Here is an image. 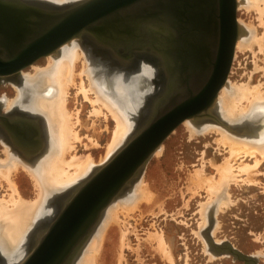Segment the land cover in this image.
<instances>
[{
    "label": "water",
    "instance_id": "water-1",
    "mask_svg": "<svg viewBox=\"0 0 264 264\" xmlns=\"http://www.w3.org/2000/svg\"><path fill=\"white\" fill-rule=\"evenodd\" d=\"M32 1L38 2L0 0V81L82 36L101 47H91L90 53L103 58L109 73L137 67L140 59L156 67L154 77L144 75V91H151L130 112L134 127L127 139L76 185L56 193L55 213L31 231L27 253L17 263L72 264L104 209L140 176L184 120L216 122L247 133L248 122L232 126L213 112L244 28L236 18L237 0H75L64 5ZM9 131L15 132L13 143L36 155L40 137L33 139L11 127ZM208 239L215 253L256 263L255 257L230 243Z\"/></svg>",
    "mask_w": 264,
    "mask_h": 264
},
{
    "label": "rangeland",
    "instance_id": "rangeland-1",
    "mask_svg": "<svg viewBox=\"0 0 264 264\" xmlns=\"http://www.w3.org/2000/svg\"><path fill=\"white\" fill-rule=\"evenodd\" d=\"M72 1L75 0H69L67 3ZM249 9L242 5H237L236 18L238 23L244 28L250 27L248 29L250 32L252 31L251 33L254 31L255 37L260 38L262 36L264 38V25L260 23V26L259 24L258 12L254 8ZM262 19H264V13ZM263 38L260 39L263 41L260 42V46L254 42L248 48L242 47L243 49H239L235 46L234 57L226 83L229 82L234 87L245 88L246 85L248 88L259 87L258 92L260 91L263 95ZM253 39L254 37H252ZM88 42L90 41L88 40ZM100 57L95 55L97 65L110 88L112 84L110 82V69L103 58ZM45 65V57H41L21 71L32 73L33 66L44 67ZM124 68L120 67L112 70V75L118 74V72H125L126 78L130 81V87L134 86L132 101L125 106L126 115L131 121L130 112L134 111L135 107L143 102L144 94L147 91L150 92L151 87L144 91L147 86L144 81V75L146 74H138V67ZM155 72L156 70L152 76H146L154 77ZM75 92L76 89L74 87L69 89V95H67L68 97L66 96L67 110L71 111V113L79 111L81 122H84L85 125H78L79 123L76 124L77 126L75 125L74 131L78 132L79 139L73 142V148L68 153L69 155L66 154V158L70 160L72 156L81 157L82 159L77 158L81 161L89 155L93 163L91 172L95 166L106 161L104 160L106 146L111 140L115 121L109 116L110 114H107L105 119L102 113L97 117H91L90 112L93 107L90 101H86L87 105L82 109L80 102L83 98L80 94L77 100L74 97ZM2 97L6 98V103L16 97V90L10 83L9 77L2 79L0 82V99ZM249 98L248 100H250ZM251 99L253 98L251 97ZM21 100V98L16 100L14 107L8 111L11 112L18 107L33 114L25 107V104L20 102ZM246 100H241L240 107L248 106L247 108H250V102ZM1 101L0 110L4 111L6 110V104L3 100ZM253 103L251 102V104ZM220 105L221 103L216 99L213 112L223 120L222 114H220L221 111H219L221 109ZM102 110L103 113H106L105 109ZM33 115L40 118L37 114ZM93 120L95 121L92 124ZM131 122L134 127V121L132 120ZM240 122H248V129H252L249 133H243L242 131L238 133L243 134V138L250 137L255 142H259L264 138V107H261V105L257 104L252 107L245 114L239 115L232 120L230 124L236 125V123ZM184 123L185 121L180 123L165 138L159 153L154 152L140 174L139 179H142V184L147 186L145 187L148 189L147 191L151 192L149 195H152V197L145 200L142 198L143 200L141 199V201L139 199L138 203L135 202L137 206L134 205L135 207L128 212L127 210L118 209L117 221L109 223L105 228L94 264H244V261L236 259L231 254L225 252L215 253L210 247L208 237L218 244L228 242L242 254L255 256V264H264V158L261 159V155L258 152L255 153L254 157L244 153L235 154L236 152H233L235 156H232L234 154L231 153L230 147L220 140V133H218L220 129L218 130L217 127H214L218 132L209 128L207 129L208 131H203L206 133L194 131L195 133L193 132L192 134V132H189V128L187 130V125ZM41 125H43L42 122ZM216 138H219V140L217 141ZM40 140H42V144L34 154H37L44 146L45 137H40ZM9 142L14 152L24 158V154L20 152L22 149L19 150L11 141ZM3 148L0 142V159L4 158ZM27 155L29 156V154ZM256 161L258 164H256ZM227 162L232 168V170L230 168L229 172H231L229 174L232 175L233 173L234 176L229 175L226 177L225 180L227 181L222 182V189H219V186V191L218 189L216 190L215 186L213 191L216 194H213L208 188L212 185L210 188L213 189V185L217 184V180L220 177L219 174H221L218 169L223 170L224 166H227ZM217 166L221 168H217ZM241 166L244 168H241ZM247 167L249 168L248 171L245 170ZM197 170L200 172H197ZM198 173L202 175L200 178ZM10 179L15 183L17 192L23 199L35 200L37 198L38 189L35 187L33 179L27 170L20 166L16 172L11 173ZM207 179H210L209 182H211L209 183ZM4 180L3 177L0 179V198L8 199L11 189L8 187L6 180ZM138 181L130 187L128 185L123 197L120 199L131 200L132 190ZM200 182L203 184L201 185ZM206 183L209 184L206 185ZM65 190L56 191L43 201L40 213L34 220L31 231L41 223L39 221L49 220L53 216L56 211L53 197L57 195V192ZM218 194L220 195L217 196ZM147 200L150 201L147 202ZM209 204L214 205L215 208L211 217L208 218L206 217L205 209ZM207 211H210V209ZM31 231L25 236L23 244L19 247L20 249L15 251L13 255L7 254L0 247V264L7 262L6 257L9 258L10 264L19 262L22 253L27 252V248H29L28 236ZM160 244H164L163 248L161 247L162 251L159 248ZM169 256L171 257L169 258Z\"/></svg>",
    "mask_w": 264,
    "mask_h": 264
},
{
    "label": "bare ground",
    "instance_id": "bare-ground-1",
    "mask_svg": "<svg viewBox=\"0 0 264 264\" xmlns=\"http://www.w3.org/2000/svg\"><path fill=\"white\" fill-rule=\"evenodd\" d=\"M30 1L38 2L32 0ZM45 1L53 4L55 3L57 5H63L69 0ZM241 2L242 0H238L237 5H242L247 9L254 8L259 14V24L261 23L264 25V19H262L264 13V0H244V2ZM248 28H244L243 33L238 38V41H236L237 43L235 46L239 49H243L242 47L248 48V46H251L253 42L260 46V42H263L260 40L263 38L262 36L260 38L255 37L256 34L254 31L251 33L252 31L250 32ZM252 37H254L253 40ZM88 40L91 43L88 42ZM95 46L96 45L92 42V40L86 36H82L81 38H73L72 40L68 41V43L65 42L64 44L60 45L54 52L44 56L46 61V65L44 67L33 66L32 73L19 71L18 73L9 77L10 83L16 90V97L7 101V103L5 102L6 98L2 97L0 101H4L6 104V110L3 108L2 109L5 112H10L8 110H11L14 107V104L17 102L16 100L24 98L25 92L28 93V102L25 104V107H27V109L33 114L40 116L41 122L43 123V131L41 134H43V137H45L44 146L34 156H28L27 153L25 154V152L20 150V147L16 146L20 152L24 154V158H22L20 154H16L14 152L10 142L0 131V142L4 147V158L0 159V179L3 177L6 180V183L12 192L9 193L8 199L0 198V247H2L4 252L9 255H13L15 251L20 249L19 247L23 244L25 236L31 231L34 220L40 213L43 201L48 199V197H50V195L56 191L73 187V185L78 183L81 179L85 178L93 167V163L91 162V157L89 155L81 161H79L82 159L81 157H77L80 158L77 159L75 156H72L70 160L66 158V154H68L73 148V142L79 139L78 132L74 131L76 128L75 125L77 123H79L78 125L81 126L85 125L84 122H81L79 111L76 110L77 112L74 111L75 113H71V111L69 112L67 110L66 96L69 95V89L71 87L76 89V94L74 96L76 99L81 94L83 98V100L80 102L82 109L85 105H87L86 101H90L91 106L93 107L90 112L91 117H97L100 113H102L105 119L107 118V114H110L109 116H111L115 121L111 140H109L106 146L104 160H107L109 156L112 155V153L126 139V136H128L133 127V123L131 122L132 120L130 121L126 115L125 106L126 104L129 105L132 101L134 95V86L130 87L131 84L126 78L124 74L125 72H118V74L113 73L116 75L114 77L111 70L110 82L112 84L109 88L102 72L99 69V66L96 63L95 55L90 53L93 49H96ZM137 67L139 69L138 74L141 73L148 76H152L156 70L154 65L144 62V59H140L139 65ZM19 80L21 84H19ZM246 86L245 88L238 86L234 87L233 85H230L229 82L222 86L217 101L221 103V109L219 111H221L220 114H222L223 120L215 113V115L220 120L232 125L230 124L232 120H234L239 115L245 114L257 104L261 105V107H264V93L262 95L260 91L258 92L259 87L257 86L258 88H248ZM249 96H251L253 99H251V97L249 98ZM248 98L250 100H248ZM244 99H247L248 102H250V105L248 103L250 108H247L248 106L240 107V102ZM251 102L254 103L251 104ZM102 109H105L106 113H103ZM94 121L95 120L92 121V124ZM184 121V124L187 125V130L189 128V132H192V134L194 131L201 133L209 128L215 129V132H218L214 127H217L218 130L220 129L218 132L220 133V140L223 143H226V146L230 147L232 154H234L233 152H236L235 154L239 155L240 153H244L254 157L255 153L258 152L261 155V159L264 158V138L259 142H255L250 137L243 138V134L235 133L222 124L216 122L208 121L203 124H197L190 119H186ZM246 130V132L249 133L252 129L246 128ZM216 139L217 141L219 140V138ZM160 149L161 145L156 150V153H159ZM235 154L232 156H235ZM228 163L229 162H227V164L225 163L227 166H224L223 170L218 169L221 171V174H219L220 177L218 179L219 181L217 180V184L215 183L216 181L214 182L216 185H213V189L210 188L212 185H210L209 188L207 187L208 190L212 191L213 194H216L213 191L215 186L216 190L219 186L220 189L223 185L222 182L227 181L225 178L230 175L229 173L231 171L229 172V170L231 165ZM256 164H258L257 161ZM20 166L28 171L31 178L33 179L35 187L38 189L37 198L35 200L23 199L19 192H17L15 183L10 179L11 173H14V171L16 172L17 168ZM218 167L219 166H217V168ZM248 167L245 168L246 171H248ZM241 168L244 167L241 166ZM198 171L199 170H197V172ZM218 173L220 172L218 171ZM200 176L202 175L198 173L199 178ZM139 178L140 176L128 186L130 187L139 180L137 185L132 190L131 194L133 195L130 196L132 197L131 200L120 199L123 197L125 190L127 189L126 188L110 202L106 209H104L99 222L82 246L72 264H94V261H96L95 257L98 255L97 252L99 250L105 228L109 223L117 221L116 218L118 215V209L127 210L128 212L133 207L137 206L135 202H137L139 199V201H141L142 198L145 200L149 199V197H152V195H149L151 192L147 191L148 189H146L147 186L145 185V187L141 182L142 179L140 180ZM200 184L202 185L203 183L200 182ZM208 184L206 183V185ZM149 201L147 200V202ZM211 204H209L208 207L206 206L205 209L206 217L208 218L211 217L213 209L215 208L214 205ZM209 209L210 211H207ZM201 213H203V211H201ZM163 245L160 244V250L161 247L163 248ZM26 253L27 252L22 253L20 260L26 255ZM165 257L167 258V256ZM170 257L171 256H169V258Z\"/></svg>",
    "mask_w": 264,
    "mask_h": 264
},
{
    "label": "flooded vegetation",
    "instance_id": "flooded-vegetation-1",
    "mask_svg": "<svg viewBox=\"0 0 264 264\" xmlns=\"http://www.w3.org/2000/svg\"><path fill=\"white\" fill-rule=\"evenodd\" d=\"M94 44L96 45V43H94ZM95 47L97 49L101 48L98 45H96ZM19 84H21L20 80H19ZM28 97H29L28 93L25 92L24 98H22V100L20 102L23 104H27ZM0 116L5 117V119L0 120V131L11 142H12V135H13V138L15 137V135L13 134L15 132L12 133L11 131H9V127L16 130L17 132L20 131L21 133H24V135H26V136H32L33 139H37V138L43 136V134H41L42 125H41L40 118L37 117L36 115L34 116L33 114H30L28 111H23V110L19 109L18 107H16L11 112H5V111L0 110ZM38 130L40 133L38 132L39 136L37 137L36 132ZM13 142H12V144L15 147L18 146L17 143L15 144ZM248 256L255 257L253 255H248ZM244 264H248V263H244Z\"/></svg>",
    "mask_w": 264,
    "mask_h": 264
}]
</instances>
